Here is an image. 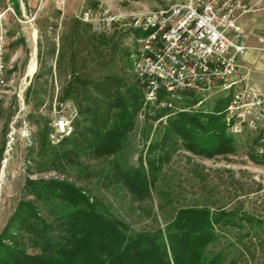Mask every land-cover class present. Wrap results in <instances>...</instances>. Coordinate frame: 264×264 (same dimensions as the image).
Masks as SVG:
<instances>
[{
    "label": "rangeland",
    "instance_id": "obj_1",
    "mask_svg": "<svg viewBox=\"0 0 264 264\" xmlns=\"http://www.w3.org/2000/svg\"><path fill=\"white\" fill-rule=\"evenodd\" d=\"M94 1L108 2L112 12L131 14L175 0ZM80 3L81 0H66L61 11L54 1L45 0L36 10L38 31L34 43L20 36L12 40V29L9 33L10 54L16 49L18 51L12 61L7 57V64L11 66L9 81L0 89V147L3 146L0 160V234L19 199L24 196L26 177L53 176L73 181L99 197L113 214L130 225L131 230L164 225L179 206L191 204L233 209L237 213L246 211L257 218H264V128H246L237 134L225 128L233 137V150L224 153L205 156L184 147L172 151L160 169L155 186L142 199L133 198L121 182L109 180L104 175L111 171L114 160L136 165L139 154L145 153L149 142L162 133L169 115L181 110L215 112L217 99L229 98V94L223 92L202 96L201 102L198 101L201 96H185L186 100L175 102L181 109L166 108L156 118L151 115L161 107L142 98L134 127L125 136L119 151L101 156L82 153L80 164L48 165L45 160L50 155L52 143L46 139L42 144L38 130L45 123L51 126L53 103L69 99L78 110L75 119H82L85 115L80 111L88 103L82 93L85 87L65 93L74 74L73 68L86 79H100L108 73L121 74L128 79L135 77L132 55L137 47V31L123 23L110 31H95L89 22L78 18L82 9ZM86 4H93V0H86ZM75 13L76 16H72ZM20 17L24 19V16ZM74 18H78L85 29L82 37L75 36ZM240 26L242 34L236 39L242 38L246 43L245 54L251 52L249 57L241 58L242 53L239 55L240 75L264 85V2L258 9L249 11ZM15 29L16 26L13 27ZM91 33L104 34L108 41L97 42ZM72 49L75 57L71 56ZM33 50L36 68L27 76L25 71ZM85 86L91 89L89 83ZM144 130L146 136L143 135ZM39 206L44 214L45 209L54 211L55 208V204L48 201L41 202ZM244 225L247 226L246 223ZM262 226L264 222L253 229L261 230ZM244 232L245 227L228 225L221 230L219 241L211 244L209 250L224 247L228 240L242 234L240 240L236 239L239 246L250 240L253 243L236 264H264V231L260 237ZM28 250L37 251L38 248L29 244Z\"/></svg>",
    "mask_w": 264,
    "mask_h": 264
},
{
    "label": "trees",
    "instance_id": "obj_2",
    "mask_svg": "<svg viewBox=\"0 0 264 264\" xmlns=\"http://www.w3.org/2000/svg\"><path fill=\"white\" fill-rule=\"evenodd\" d=\"M73 22L75 36L82 37L85 29L81 21L74 18ZM91 34L97 42L108 41L104 34ZM75 55L72 49L71 56ZM73 69L65 93L85 87L82 93L88 103L81 107L85 115L74 120L72 132L52 144L45 160L50 167L80 164L82 153L101 156L119 151L134 127L143 98L136 76L128 79L108 73L100 79H86ZM87 83L91 89L85 86ZM227 101V96L219 97L215 112L181 110L169 115L162 133L149 142L145 153L139 154L136 165L114 160L111 171L104 175L121 182L133 198L142 199L155 186L163 163L179 147L205 156L233 150V137L225 131L223 114L216 112ZM165 111L160 108L151 116L156 118ZM50 127L45 123L38 130L42 144ZM2 150L1 145L0 160ZM24 189V196L0 234V264H236L253 241L239 246L241 234L238 240L209 250L219 241L221 230L236 225L245 227V234L252 232L257 237L264 231V226L253 229L264 218L206 204L181 205L164 225L131 230L99 197L73 181L26 177ZM47 201L55 208L45 209L44 214L39 205ZM29 244L38 250L29 251Z\"/></svg>",
    "mask_w": 264,
    "mask_h": 264
},
{
    "label": "built area",
    "instance_id": "obj_3",
    "mask_svg": "<svg viewBox=\"0 0 264 264\" xmlns=\"http://www.w3.org/2000/svg\"><path fill=\"white\" fill-rule=\"evenodd\" d=\"M21 6L25 0H16ZM41 1V0H39ZM65 0H54L62 4ZM78 18L95 31H110L123 23L138 31L132 55L134 73L145 102L161 108L185 96L229 94L222 110L225 128L237 134L264 128V86L240 75L239 55L247 45L238 23L240 15L258 9L264 0H175L141 13L112 12L108 2L84 5ZM21 19L14 0H0V89L8 84L7 21ZM231 33V34H229ZM186 100V99H185ZM54 116L47 139L58 143L74 127L78 110L69 99L53 103Z\"/></svg>",
    "mask_w": 264,
    "mask_h": 264
},
{
    "label": "crops",
    "instance_id": "obj_4",
    "mask_svg": "<svg viewBox=\"0 0 264 264\" xmlns=\"http://www.w3.org/2000/svg\"><path fill=\"white\" fill-rule=\"evenodd\" d=\"M14 1H15V6H16L17 11L19 12L20 15L24 16V19L18 20L12 16H10L8 18V21H7V48H8V44H9L8 39H9V33H10L11 29H12V35H11L12 40L17 39L20 36V37H24L30 43H34L35 37L37 35V31H38V29L36 27L37 26L36 25V13H37L36 10L43 5L45 0H41L40 3H38L39 0H25V3L23 6L19 5L16 0H14ZM51 1L53 2L54 0H51ZM94 2H96V1L93 0V3ZM64 3H66V0L62 4H56L55 3V5L58 6L62 11ZM80 5H81V3H80ZM76 13L72 16L75 17ZM247 13H249V12H247ZM247 13H244V14L239 16L238 23L240 25H241L242 19L244 18V16ZM15 26H16V29L13 30V27H15ZM16 51H18V50L16 49L15 51H13L12 54H10V51H8L7 57L9 56L10 61L13 60V57H14ZM245 51L242 53L241 58L243 56L244 57L251 56L250 51L248 54H245ZM33 53H35L34 50H33L32 54ZM240 59H239V62H240ZM27 66H28V64H27ZM240 66H241V63H240ZM10 67L11 66H9V68ZM26 72H27V67H26L25 75H26ZM245 80H247V79L245 78ZM247 81H249V80H247ZM249 82H253V81H249ZM253 83H255L259 87L264 86L263 84H258L257 82H253Z\"/></svg>",
    "mask_w": 264,
    "mask_h": 264
},
{
    "label": "bare ground",
    "instance_id": "obj_5",
    "mask_svg": "<svg viewBox=\"0 0 264 264\" xmlns=\"http://www.w3.org/2000/svg\"><path fill=\"white\" fill-rule=\"evenodd\" d=\"M35 68H36V60H35V53H33L28 62L26 75L29 76L33 74Z\"/></svg>",
    "mask_w": 264,
    "mask_h": 264
}]
</instances>
